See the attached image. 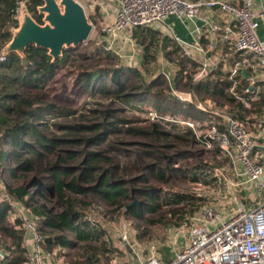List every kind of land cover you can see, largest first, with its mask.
<instances>
[{
    "label": "trees",
    "instance_id": "trees-1",
    "mask_svg": "<svg viewBox=\"0 0 264 264\" xmlns=\"http://www.w3.org/2000/svg\"><path fill=\"white\" fill-rule=\"evenodd\" d=\"M21 1L26 3L33 18L39 24H42L43 17L39 15L37 10L43 4L41 0H0V58L3 57L4 47L12 39L11 30L18 27L16 9L17 3ZM159 34V32L149 28L134 30L133 39L142 47L144 52L142 66L156 63L160 48H168L171 44V51L165 54L167 56L172 54L179 56L180 47L170 38L166 36L161 38ZM66 58H68L67 50L64 51L63 57L52 62L47 50L30 46L25 51V58H21L16 53H10L4 57V61H0V171L5 172L8 168L4 167L3 169V166L8 160L12 159L15 165L8 171L12 178H17L21 173H37L32 177V183L29 184V187L13 188L4 180L2 182L12 199L23 205L24 208L31 209L32 213L38 218V229L45 238L43 243L44 252H53L55 248L78 250V254H81L82 258L79 259L77 264H96L99 263L101 255L107 256L112 250L108 248L105 242H102L105 232L100 229L96 222L83 221L86 215L81 210L85 207V203L81 202L77 196L87 194L89 191L106 202L118 205L119 198H128L132 191L126 187V181H122L124 178L119 177V166L115 164L109 166L108 164L112 163L110 158H104L109 161L108 164L102 162L100 158H103V155L95 150H88V147L100 145L108 137L120 134L119 125H129L131 122L119 118L118 112L120 110L114 109V104L111 103L109 107L98 111L101 119L98 124L91 126L65 124L61 122L62 118L75 120V111L62 110L54 102H44L40 98L27 93L28 88L44 91L56 77L60 67L66 64ZM186 63V61L181 60L178 64L179 70L175 82L183 80L184 73L187 71ZM192 66L193 69L196 68V66ZM121 69L130 72L135 77H140L141 83L137 87L140 89L143 86L144 90L141 95L159 94L164 96L167 92L168 96L166 97L173 101L172 90L169 87L166 90L160 89L159 82L160 79H163V76L158 75L150 83L145 84V78L136 68ZM101 79L102 75L97 71L86 75V90L91 95L94 96L95 84ZM112 80L118 87L113 92L115 100L123 101V105L129 111L130 109L133 111L136 107L142 112L143 109L140 103L137 105L132 104L134 103V100L131 99L133 94H130L120 83L118 71H114ZM199 84H204L202 87L206 93L214 97L219 96L234 106V112L237 113L242 122L246 121L250 114H256L259 117L264 115V93H260L257 100L253 101L252 99L256 97V90H250V86L244 78L242 83L236 87V93H243L246 89L249 91L241 97L252 105L251 110L247 109L243 102H239L228 91L232 86L231 82H217L212 85L208 81ZM137 87H134V89ZM99 91L102 94L106 93L104 88ZM154 100L156 103L154 104L155 110L159 116L173 118V115L170 116L165 112V109H161L157 98H154ZM237 102L238 104H235ZM176 105L188 115H191L194 111L198 117L205 115L203 112L197 111L191 104L176 102ZM50 121H54L53 126ZM146 121L150 124L148 130L131 127L127 130V133L135 136H149L155 141H168L173 137L175 140L198 144L192 130H184L174 126L173 123L163 122L162 120L150 122L147 119ZM92 132L96 133L93 136H84V138L75 140L69 135ZM59 133L68 136L61 137ZM82 143H85L86 146L81 151H76L72 147ZM65 147H70V149L67 150ZM167 147L169 146L167 145ZM148 155H150L149 159H154L151 156L154 154ZM160 156L156 159L167 161L165 166L155 161L146 164V169L159 181L165 182L172 177L173 171L177 168L173 156L166 153H162ZM77 163L78 168H75ZM101 163L105 165L102 166ZM79 170L81 174L77 175ZM201 172L205 173L206 171L203 169ZM198 176H200L199 172H195L193 181L200 183V177ZM83 182H92L96 186L84 189L81 186ZM51 184L52 189H50ZM33 188L36 189V192L38 189H44L53 193L61 211L54 213L45 206H41L42 209L33 208V204L36 203V196L40 195L35 191L31 193L30 189ZM149 199L153 200V194L149 193ZM194 200L193 196L187 194H166L161 205L180 206ZM158 208L159 205L150 206L149 211L155 213ZM130 210L139 219L143 218L140 207L131 208ZM10 212L11 208L8 203L3 202L0 204V234L10 240L6 244L0 242V247L3 248L2 251L5 253L4 257L1 258V264H26L28 249L23 245L26 231L22 227L19 228L22 225L21 221H17L15 225L11 226L8 224ZM94 244H100L101 246L98 249L92 246ZM3 245H6L7 248Z\"/></svg>",
    "mask_w": 264,
    "mask_h": 264
},
{
    "label": "rangeland",
    "instance_id": "rangeland-1",
    "mask_svg": "<svg viewBox=\"0 0 264 264\" xmlns=\"http://www.w3.org/2000/svg\"><path fill=\"white\" fill-rule=\"evenodd\" d=\"M88 17L93 26H95L89 41L80 44L76 48L66 49L68 51L66 64L60 67L56 77L44 91L28 88L27 93L40 98L44 102H54L62 110L75 111V120L62 118L61 122L65 124H82L85 126L98 124L101 122L98 111L109 107L111 103L114 104V109L120 110L118 112L119 118L131 122L129 125H119L120 134L108 137L100 145L88 147V150H95L103 155V158H100L102 162H107L108 164L109 161L104 158L112 159V163L108 165L113 166L115 164L119 166V177L124 178L122 181H126V187L132 191L128 198H119L118 205L106 202L89 191L87 194L77 196L81 202L85 203V207L81 211L85 212L86 217L92 222L95 221L100 229L105 232L102 242H105L108 248L112 250L107 256L101 255L99 263L96 264H143L153 254L162 258L170 257L173 254V249L169 246L172 240L174 241L173 238L176 231L183 224L188 223V220L193 216L201 212L205 206L220 208L224 212L231 208L227 206L233 196L230 193L232 192L230 186L213 184V180L216 179L212 174V166L214 168H224L223 174L225 175L229 173L225 168L227 166L222 164L215 154L205 151L194 142L175 140L173 137L168 141H155L149 136L128 134L127 130L131 127L148 130L150 127V124L146 121L148 114L150 111L156 112L154 98L158 99L161 109H165V112L170 116L173 114L185 115L193 120H204L207 116L198 117L195 111L191 115L182 112L179 106L166 97L168 96L167 92L164 96L159 94L141 95L144 88L143 86L140 89L137 87L141 83L140 77H135L121 68H136L145 78V84L150 83L153 77L162 75L163 79H160L159 82L160 89L166 90L168 86H171L173 89V95L171 96L175 99L181 97L184 103L191 101L199 103L211 100L212 103L216 104L215 107L224 108L229 113L234 112V106L219 96L214 97L202 90L201 85H199L200 87L198 86V82L204 80V78L195 81L193 76L195 72L191 67H188L191 75L188 74L184 80L175 82L178 74L176 64L167 65L166 61L160 60L156 64L142 66V53L136 49L137 47L139 48L137 43L135 42V46L129 45L127 47L122 44L125 34L116 39L111 51L105 50L102 44L106 40V36L101 31V23L104 22L102 15L88 14ZM133 53L136 54H134L135 57L128 58ZM164 65L167 69L163 71ZM115 70L119 73L120 83L130 94H133L131 99L134 100V103L132 104L137 105L140 103L143 109L142 112L136 107H134L133 111L131 109L129 111L123 105V101L115 100L113 92L118 89L116 83L112 80ZM94 71L99 72L102 75V79L95 84L93 96L86 90V75ZM224 78H215L213 81L218 79H221L217 81L218 83L228 81ZM203 82H208V78ZM134 87L137 88L134 89ZM101 88H104L105 94L100 93L99 90ZM238 95L241 97L245 93H239ZM243 103H246L247 109H252V105L249 102L245 100ZM235 104H238V102ZM259 119L263 120L262 117L256 114H250L247 118L248 125L246 126L248 127L252 124L250 120ZM50 124L53 126L54 121H50ZM95 133H73L69 135L75 140L84 138V136H93ZM59 136L67 137L68 135L59 133ZM85 146L86 144L82 143L72 147L76 151H81ZM65 148L67 150L70 149V147ZM162 153L173 156L177 168L173 171L172 177L165 182L159 181L146 169V164L154 163L155 161L165 166L167 161L156 159L160 158ZM148 154H154L151 155L154 159H149L150 155ZM158 163L156 164L158 165ZM14 165L12 159L5 163L3 169L4 167L8 169L3 173L0 171L1 181L4 180L13 188L29 187V184L32 183V177L37 173H21L17 178H12L8 171ZM100 165L103 166L105 164L101 163ZM75 168H78V163L75 164ZM203 169L210 173H202L201 170ZM195 172H199L200 183L193 181ZM79 174H81L80 170L77 171V175ZM207 178H210L209 181L205 180ZM81 186L84 189H88L96 186V184L83 182ZM219 187L223 190L220 191ZM50 189H52V184ZM30 190L31 193L36 192L35 188ZM37 192L40 195L36 196V203L33 204V208L42 209L41 206H45L54 213L61 211L53 193L44 189H38ZM149 193L153 194V200L149 199ZM166 194H187L193 196L195 200L180 206L161 205ZM244 195L246 194L244 193ZM244 195L241 193L240 198L242 199ZM135 200L140 203L139 206L135 207L142 209V219H139L130 210L131 208H128ZM154 205H159V208L155 213H151L149 207ZM221 205L223 206L221 207ZM14 215L15 212L9 215L8 224L10 226L13 223ZM0 242H5L6 244L10 240L0 234ZM92 246L99 249L101 245L94 244ZM1 249L3 248L0 247ZM45 253L48 257L47 264H77L79 259L82 258L81 254H78V250L55 248L53 252L45 251ZM1 258L3 257L0 256V262L2 261ZM82 261L86 262L84 259Z\"/></svg>",
    "mask_w": 264,
    "mask_h": 264
},
{
    "label": "built area",
    "instance_id": "built-area-1",
    "mask_svg": "<svg viewBox=\"0 0 264 264\" xmlns=\"http://www.w3.org/2000/svg\"><path fill=\"white\" fill-rule=\"evenodd\" d=\"M89 2L91 4H87V8L92 10L91 5L97 2ZM110 2H117L119 6L113 22L102 24L101 31L106 36V40L102 42L105 50L111 51L116 39L123 36L127 30L162 24L170 16L195 20L199 18L203 7L217 9L232 21L224 30L218 25H211L212 32L219 34L224 31L223 35L229 41L230 48L242 56L229 75V82L232 83L230 93L237 100L245 101L236 93L241 76H244L243 71L246 72L250 88L258 85V79L264 82V41L257 33L259 19L264 17V10L260 13L254 12L249 0H242L239 4L223 0ZM24 3H18L16 16ZM123 41L128 44L131 39L124 36ZM0 61H4V56ZM206 75L207 65H202L194 80H201ZM245 93L249 91L246 89ZM187 103L194 105L196 110L203 112L207 118L200 121L176 114H173V118H164L150 111L147 119L150 122L162 120L173 123L178 128L192 130L198 144L205 151L215 154L227 169H231V175H225L224 168L212 166V174L216 179L213 184L230 186L233 196L227 206L231 208L224 212L220 208L205 206L176 231L174 241L172 240L169 246L173 249L170 257L162 258L153 254L143 264H264V155L257 151V141L264 131V125H259V131L254 133L246 129L235 114L215 107L216 104L211 100ZM208 173L210 172H205ZM219 189L223 190L221 187ZM248 189L252 190L250 197L244 195ZM241 193L247 197L241 199ZM3 202L9 204L10 214L15 212L12 225L21 221L19 228L22 227L28 234V241L24 245L28 249L26 264H47L48 257L43 250L45 238L38 229V218L31 209L24 208L12 199L0 178V204ZM86 220L90 219L86 217L83 221Z\"/></svg>",
    "mask_w": 264,
    "mask_h": 264
},
{
    "label": "crops",
    "instance_id": "crops-1",
    "mask_svg": "<svg viewBox=\"0 0 264 264\" xmlns=\"http://www.w3.org/2000/svg\"><path fill=\"white\" fill-rule=\"evenodd\" d=\"M85 7V9L88 7L87 4H91L89 0H80ZM192 1V2H198ZM227 1L233 4H239L242 0H223ZM97 4H92L91 9H86L88 14H99L102 15V19L104 22L102 24H111L113 22V19L116 14V10L118 9V3L117 2H110V0H96ZM250 6L253 9L254 12L260 13L264 10V0H249ZM231 19L228 17H225L223 14L220 13L217 9H209L207 7H203L201 9V13L199 18L195 20L190 19H179L176 16H170L166 19V21L162 24H156L152 27H148L150 30L159 32V36L168 37L171 41H173L175 44L180 47L181 52L179 56H176L174 54L167 56L165 53L168 51H171L172 44L170 47L162 49L160 48V51L158 53V57L156 59V63L161 61H166V64H176L178 70H179V63L181 60L186 61L187 63V71L184 73V78H186V75L190 74V70H188V67H191L193 69V66H196L194 70L195 74L194 77L198 74L200 71L202 65H207V75L204 78V80H201L202 82L205 81L206 78H208V81L213 85L214 83H217V81L221 80H214L215 78H221L225 77L224 79H227L229 81V75L235 66V64L240 61L242 56L238 53H235L231 48L229 41H227L224 37V31H222L219 34H215L211 30V25H218L224 30L225 28L229 27L231 24ZM135 30V29H134ZM134 30H129L125 33V36L127 38L131 39V42L128 44H124L126 47L131 45L135 46V40L133 39V32ZM258 36L261 40L264 41V17L259 19V28H258ZM138 45V44H137ZM136 45V46H137ZM139 46V45H138ZM140 53H142L143 57V49L139 46V48H136ZM133 55L128 56V58L135 57ZM136 55V54H135ZM155 63V64H156ZM167 69V67L164 65L163 71ZM189 72V73H188ZM162 76V75H161ZM245 76V75H244ZM156 77H153L152 80H154ZM183 78V80H184ZM247 84V75L243 77ZM243 78L240 79V84L243 81ZM198 82V83H201ZM226 81V82H228ZM258 85L250 88V90H256L255 98L252 99L253 101L257 100V96H259L260 93H264V82L262 80L258 79ZM239 84V85H240ZM201 87L204 84H199ZM238 85V86H239ZM170 90H173L171 86H168ZM200 87V86H199ZM231 88V87H230ZM203 90V87L201 88ZM259 89V91H257ZM230 90V89H229ZM228 90V91H229ZM230 92V91H229ZM245 93V90L243 91ZM247 94V93H245ZM173 95V93H171ZM180 98V99H179ZM178 99L173 98V103H184L182 98L179 97ZM243 98V97H242ZM240 102V101H239ZM187 104V103H186ZM192 105V104H191ZM246 105V103H245ZM194 106V105H193ZM195 107V106H194ZM196 109V108H195ZM198 111V110H197ZM237 117V113L233 112ZM239 118V117H238ZM263 120H250L252 121V124L250 126L248 125L247 121H243L245 128L248 129L251 132H258L259 131V125H264V115L262 116ZM258 147L257 151L263 153L264 155V131L262 132L261 137L257 141ZM227 169V167H225ZM228 173L231 175L232 171L231 169H227ZM1 177V174H0ZM246 195L249 197L252 196V190L248 189L246 192ZM243 196L242 199H245ZM223 205H221L222 207ZM28 238V234L25 235L24 244L26 245V242ZM0 255H4L2 249L0 250ZM1 264V262H0Z\"/></svg>",
    "mask_w": 264,
    "mask_h": 264
},
{
    "label": "water",
    "instance_id": "water-1",
    "mask_svg": "<svg viewBox=\"0 0 264 264\" xmlns=\"http://www.w3.org/2000/svg\"><path fill=\"white\" fill-rule=\"evenodd\" d=\"M38 13L42 16L39 24L31 15L26 4L20 7L16 16L18 27L11 30L12 39L4 47L2 55L16 53L25 58L30 46L47 50L55 62L63 57L64 51L87 43L92 36L94 26L87 11L78 0H41ZM246 76V72H242ZM135 200L128 208L139 206Z\"/></svg>",
    "mask_w": 264,
    "mask_h": 264
}]
</instances>
